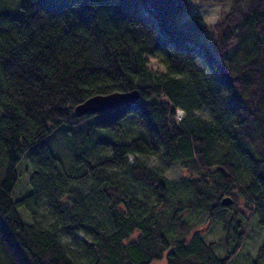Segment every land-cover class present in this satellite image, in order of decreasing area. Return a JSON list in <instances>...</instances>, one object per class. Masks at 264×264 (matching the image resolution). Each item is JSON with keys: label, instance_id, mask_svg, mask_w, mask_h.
<instances>
[{"label": "trees", "instance_id": "obj_1", "mask_svg": "<svg viewBox=\"0 0 264 264\" xmlns=\"http://www.w3.org/2000/svg\"><path fill=\"white\" fill-rule=\"evenodd\" d=\"M19 1L0 0V264H231L251 216L264 226V0L211 28L192 0Z\"/></svg>", "mask_w": 264, "mask_h": 264}, {"label": "rangeland", "instance_id": "obj_2", "mask_svg": "<svg viewBox=\"0 0 264 264\" xmlns=\"http://www.w3.org/2000/svg\"><path fill=\"white\" fill-rule=\"evenodd\" d=\"M21 1V0H20ZM19 1V2H20ZM194 10L199 11L204 15H213L221 17L223 11L229 9V0H205L199 3H192ZM6 10V9H3ZM9 12L12 13L11 10ZM14 14V13H12ZM188 13H186L187 15ZM15 15V14H14ZM149 67L156 71H164V67L159 61L154 57H149ZM183 114V111H179V116ZM58 148L65 149L64 145H58ZM51 149L54 152V145L51 143ZM130 161L133 160V156L129 157ZM140 160L145 161L150 165L159 164L158 156H141ZM18 171V181L13 190V197L19 198L31 191V184L29 182L30 176L32 174L33 168L29 160L21 159L17 165ZM186 173L180 167H171L167 170V175L169 177H177ZM122 175V174H121ZM24 208V207H23ZM25 209V208H24ZM37 219L44 222H49L50 217L42 208L37 212ZM204 236L207 240H220L222 238L221 225L216 221L207 222L202 229ZM216 251L220 254H225L226 247L221 244L216 246ZM253 259H258L259 264H264V226L260 225L256 219V216H251L248 225V233L245 237L242 247L239 249L236 256L233 258L231 264H251ZM152 264H166L164 260H158Z\"/></svg>", "mask_w": 264, "mask_h": 264}, {"label": "water", "instance_id": "obj_3", "mask_svg": "<svg viewBox=\"0 0 264 264\" xmlns=\"http://www.w3.org/2000/svg\"><path fill=\"white\" fill-rule=\"evenodd\" d=\"M139 96L140 93L138 90L128 92L114 91L107 94L94 95L78 104L75 107V113L80 116L83 114H95L104 110L115 109L137 100ZM231 202L232 199L228 196L223 199L224 205H228Z\"/></svg>", "mask_w": 264, "mask_h": 264}, {"label": "clouds", "instance_id": "obj_4", "mask_svg": "<svg viewBox=\"0 0 264 264\" xmlns=\"http://www.w3.org/2000/svg\"><path fill=\"white\" fill-rule=\"evenodd\" d=\"M200 0H192V3H199ZM220 17L213 16V15H204L202 17V23L203 25L211 28L213 25L219 23Z\"/></svg>", "mask_w": 264, "mask_h": 264}]
</instances>
